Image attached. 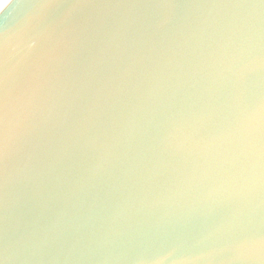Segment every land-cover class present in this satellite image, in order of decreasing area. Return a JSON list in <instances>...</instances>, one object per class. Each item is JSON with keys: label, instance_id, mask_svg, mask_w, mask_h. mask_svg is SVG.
Masks as SVG:
<instances>
[{"label": "water", "instance_id": "1", "mask_svg": "<svg viewBox=\"0 0 264 264\" xmlns=\"http://www.w3.org/2000/svg\"><path fill=\"white\" fill-rule=\"evenodd\" d=\"M0 264H264V0H10Z\"/></svg>", "mask_w": 264, "mask_h": 264}, {"label": "bare ground", "instance_id": "2", "mask_svg": "<svg viewBox=\"0 0 264 264\" xmlns=\"http://www.w3.org/2000/svg\"><path fill=\"white\" fill-rule=\"evenodd\" d=\"M1 1V0H0ZM10 0H7V1H5V0H2L1 1V4H0V11L5 7V5L9 2Z\"/></svg>", "mask_w": 264, "mask_h": 264}, {"label": "rangeland", "instance_id": "3", "mask_svg": "<svg viewBox=\"0 0 264 264\" xmlns=\"http://www.w3.org/2000/svg\"><path fill=\"white\" fill-rule=\"evenodd\" d=\"M2 1V0H1ZM1 1H0V4H1ZM5 1H7V0H5Z\"/></svg>", "mask_w": 264, "mask_h": 264}]
</instances>
